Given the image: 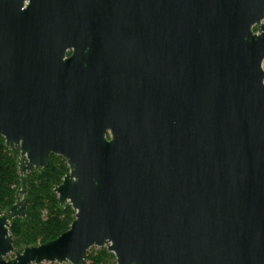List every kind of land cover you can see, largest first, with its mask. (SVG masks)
<instances>
[{"label":"water","instance_id":"water-1","mask_svg":"<svg viewBox=\"0 0 264 264\" xmlns=\"http://www.w3.org/2000/svg\"><path fill=\"white\" fill-rule=\"evenodd\" d=\"M263 61L264 0H0V136L22 181L0 264H87L91 247L115 264H264ZM51 155L75 217L19 251L25 176Z\"/></svg>","mask_w":264,"mask_h":264},{"label":"trees","instance_id":"trees-1","mask_svg":"<svg viewBox=\"0 0 264 264\" xmlns=\"http://www.w3.org/2000/svg\"><path fill=\"white\" fill-rule=\"evenodd\" d=\"M19 149L8 150L0 136V211L7 213L16 202L22 181L19 170ZM68 167L65 160L51 155L47 167L37 173L26 174L27 207L24 217L10 222L13 246L20 250L52 240L66 231L75 217L70 205L60 208L52 190L62 182ZM87 264H112L115 257L105 247L89 249ZM68 264V263H67Z\"/></svg>","mask_w":264,"mask_h":264},{"label":"flooded vegetation","instance_id":"flooded-vegetation-1","mask_svg":"<svg viewBox=\"0 0 264 264\" xmlns=\"http://www.w3.org/2000/svg\"><path fill=\"white\" fill-rule=\"evenodd\" d=\"M26 5H27V3H22L21 10H24ZM16 14L19 17V19L16 18V25H17L16 28H21V33H22V38H23L24 43H26L28 46L30 44H32L30 46L35 47L36 36H37V33L35 32V18L33 17V25H32V24H30L29 18H27L26 21L24 19L20 18L17 10H16ZM30 25L33 26V30H34L32 37L31 36L28 37V31H27L30 28ZM25 28H26V31H25ZM72 53H73V49L66 50L64 58L70 57L72 55Z\"/></svg>","mask_w":264,"mask_h":264},{"label":"rangeland","instance_id":"rangeland-1","mask_svg":"<svg viewBox=\"0 0 264 264\" xmlns=\"http://www.w3.org/2000/svg\"><path fill=\"white\" fill-rule=\"evenodd\" d=\"M262 69L264 70V61H263V63H262ZM20 198L22 199V196H20ZM90 249H93V250H97V249H99V247H91ZM22 249H20L19 251H21ZM89 251V250H88ZM11 258H13V255L12 254H9L8 256H7V259H11ZM41 264H67L66 262L65 263H56V262H52V263H49V262H43V263H41ZM112 264H115V259H114V261H113V263Z\"/></svg>","mask_w":264,"mask_h":264}]
</instances>
